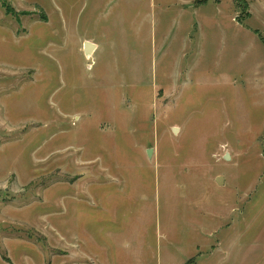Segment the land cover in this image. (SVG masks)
<instances>
[{
  "label": "rangeland",
  "instance_id": "1",
  "mask_svg": "<svg viewBox=\"0 0 264 264\" xmlns=\"http://www.w3.org/2000/svg\"><path fill=\"white\" fill-rule=\"evenodd\" d=\"M173 1L0 0V264H264V0Z\"/></svg>",
  "mask_w": 264,
  "mask_h": 264
},
{
  "label": "crops",
  "instance_id": "2",
  "mask_svg": "<svg viewBox=\"0 0 264 264\" xmlns=\"http://www.w3.org/2000/svg\"><path fill=\"white\" fill-rule=\"evenodd\" d=\"M200 1H202V0H195V1H191V2H189V3H187L186 1L184 2V1H182V0H174L173 1V3H172V5H171V7H176V8H178L177 10L179 11V12H181V11H183L184 10V8L186 7V6H188L189 8H193V6L195 7V8H200L201 6H203L204 4H206V3H208V2H204V3H199ZM195 2H197L198 4L197 5H195L194 3ZM197 6V7H196ZM169 7V6H168ZM180 7H182V8H180ZM199 9H197V11H198ZM193 23V22H192ZM198 24H196V26H197ZM195 26V25H194ZM194 27V29H196V30H198L199 28L198 27ZM165 29V28H164ZM193 29V30H194ZM167 30V29H166ZM89 40H91V41H93V44L95 45V50H94V52H93V54H95L98 50H99V48H100V44L98 43V42H96L95 40H92V39H89ZM92 43V42H91ZM92 54V55H93Z\"/></svg>",
  "mask_w": 264,
  "mask_h": 264
},
{
  "label": "water",
  "instance_id": "3",
  "mask_svg": "<svg viewBox=\"0 0 264 264\" xmlns=\"http://www.w3.org/2000/svg\"><path fill=\"white\" fill-rule=\"evenodd\" d=\"M94 50H95V45H94L93 43H91V42H86V43H85V45H84V51H85V54H86L88 57H90V56L93 54ZM173 132H174V133H177V132H178V129H177V128H173ZM148 155H149V157H151V155H152V150H149V151H148ZM230 158H231L230 155L227 153V154L225 155V160H226V161H229ZM216 183H217L218 185H222V184L224 183V179H223V177H218V178L216 179Z\"/></svg>",
  "mask_w": 264,
  "mask_h": 264
},
{
  "label": "trees",
  "instance_id": "4",
  "mask_svg": "<svg viewBox=\"0 0 264 264\" xmlns=\"http://www.w3.org/2000/svg\"><path fill=\"white\" fill-rule=\"evenodd\" d=\"M235 1H236V3L240 4L241 6L242 5H245L246 6L245 0H235Z\"/></svg>",
  "mask_w": 264,
  "mask_h": 264
}]
</instances>
